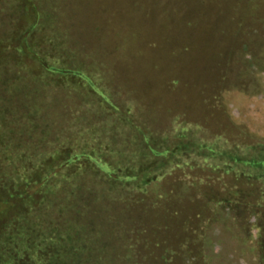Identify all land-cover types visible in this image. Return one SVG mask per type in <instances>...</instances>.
<instances>
[{"label":"rangeland","instance_id":"obj_1","mask_svg":"<svg viewBox=\"0 0 264 264\" xmlns=\"http://www.w3.org/2000/svg\"><path fill=\"white\" fill-rule=\"evenodd\" d=\"M0 137L93 155L21 220L27 242L55 230L90 264H264V0H0Z\"/></svg>","mask_w":264,"mask_h":264},{"label":"trees","instance_id":"obj_2","mask_svg":"<svg viewBox=\"0 0 264 264\" xmlns=\"http://www.w3.org/2000/svg\"><path fill=\"white\" fill-rule=\"evenodd\" d=\"M44 67L51 73L63 75L58 72L64 70L61 67L48 64ZM1 139L2 137H0ZM40 154L43 152L22 149L20 143L11 141H8L4 147L0 146V201L3 204L1 212L6 215L0 223V264H90V261L87 262L88 258L85 253L78 259L80 261L76 260L77 252L71 251L70 247L73 245L65 246L64 242L70 238L64 237L63 233H57L55 230L52 233L43 231L42 243L36 245L32 244L34 241L28 240L29 242H27L22 237L25 230L20 229L21 220L28 217L36 207H39L52 195H61L66 192L68 187L72 186L69 181L78 176V169L74 165L77 160L85 162L89 158H93L92 153H76L72 147L51 151L46 157L43 156L37 160V156ZM15 161L17 163H14ZM27 163H32L33 166L30 164L28 166ZM143 166L139 168H142L141 170L134 168L126 170L124 176L136 179L141 176L140 172L144 171L143 169L147 172L153 168V165ZM154 178L156 176L147 179L145 184H149ZM67 195L65 196L67 197ZM74 198L77 200L75 201L78 202L77 204L74 203ZM74 198L66 199L70 201L68 203L71 208L70 212L67 211V207L61 205L60 213L66 215L73 211L71 214L74 217L71 215L69 217L75 219L82 214L75 213L82 200L81 198L76 199L77 196ZM13 200L19 202L12 203ZM83 205V209L88 207ZM62 214L61 219H63ZM70 221L76 226L75 221L78 219L73 221L70 219ZM73 225L71 227L75 228ZM68 259L71 262L67 263Z\"/></svg>","mask_w":264,"mask_h":264}]
</instances>
